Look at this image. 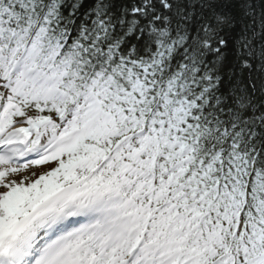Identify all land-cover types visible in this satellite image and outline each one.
I'll return each instance as SVG.
<instances>
[{
    "label": "snow or ice",
    "instance_id": "obj_1",
    "mask_svg": "<svg viewBox=\"0 0 264 264\" xmlns=\"http://www.w3.org/2000/svg\"><path fill=\"white\" fill-rule=\"evenodd\" d=\"M0 264H264V0H0Z\"/></svg>",
    "mask_w": 264,
    "mask_h": 264
}]
</instances>
